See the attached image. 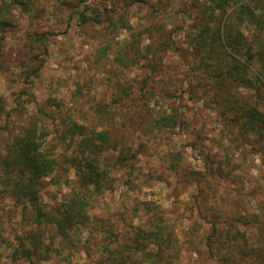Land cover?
<instances>
[{
  "label": "rangeland",
  "instance_id": "rangeland-1",
  "mask_svg": "<svg viewBox=\"0 0 264 264\" xmlns=\"http://www.w3.org/2000/svg\"><path fill=\"white\" fill-rule=\"evenodd\" d=\"M82 1L33 0L24 7L0 0V171L13 139L34 124L57 163L43 181V200L66 198L76 179L67 161L76 151L58 137L65 116L121 139L132 165L116 169L117 153L102 154L100 167L109 165L111 190L90 201L92 233L81 227L57 238L50 259L36 264H106L110 258L100 250L128 249L127 240H134L138 229L158 228L169 236L176 246H165L164 252L178 249L177 240L197 225L209 234L212 223L221 240L238 234L258 241L254 224L236 218L260 212L264 156L253 137L246 138L234 123L225 126L232 116L221 106L229 97L214 93L196 71L192 39L205 0L129 6ZM84 7L87 15L100 14L101 22L80 24ZM230 90L232 103L249 101L264 111V88L231 85ZM56 110L63 117L58 119ZM29 229L0 179V264H12L17 238ZM141 247L133 242L131 248L138 261ZM146 247L155 255L154 247ZM202 251L183 247L170 263L218 264L216 256ZM162 263L157 257L150 264Z\"/></svg>",
  "mask_w": 264,
  "mask_h": 264
},
{
  "label": "trees",
  "instance_id": "trees-1",
  "mask_svg": "<svg viewBox=\"0 0 264 264\" xmlns=\"http://www.w3.org/2000/svg\"><path fill=\"white\" fill-rule=\"evenodd\" d=\"M11 1L24 7L28 1L33 3V0ZM108 1H123L125 6L145 5L148 2ZM85 11L84 7L79 13L80 24L101 22L98 17L100 14L87 15ZM195 20L198 33L192 39V46L198 59L196 71L202 72L203 77L210 81L208 86L214 93L226 92L229 97L223 99L224 105L221 106L226 114L232 116L230 120L224 121L225 126L234 123L246 138L253 137L259 147L257 153L264 156V111L249 101L232 103L230 90L231 85L250 91L264 88V0H205L204 4L198 6ZM263 96L264 93L260 95L261 99ZM54 111L51 110L52 115ZM61 113L56 110L58 119ZM64 118L67 120L61 125L62 131L58 137L60 140L68 139L76 151V155H71L67 161L76 179L66 198L61 201L50 199L49 203L43 200V181L54 172L57 163L49 149L45 150L44 135L38 134L39 130L34 124H30L22 135L13 139L4 169L0 171V179L5 181L8 195L20 207L22 219L30 227L28 235L17 238L18 244L9 255L12 264L47 262L54 252L53 244L57 238L65 239L72 233L75 235L74 232L81 227L89 228L92 233L94 227L89 215L90 201L111 186L110 179L105 176L109 165L100 167L99 158L103 153H117L116 169L127 167L130 170L132 166L126 160V149L121 139L113 138L107 129L96 130L92 125H83L67 116ZM259 211L236 218L240 224H254L258 241L238 234H225L221 240L219 233H216V223H212L211 232L206 235L199 230V225L190 229L182 241L177 240L178 249L170 252L163 251L165 246L176 245L169 236L161 235L159 229L154 228L138 229L134 240H127L128 249H111L105 245L100 253L109 256L106 264H150L157 257L162 258V264H171L177 260L179 250L184 247L201 254L205 250L211 256H216L218 264H264V201L259 204ZM133 242L142 244L139 248L144 249L141 261L133 257L136 254L131 252ZM147 244L154 247L155 255L153 251L147 250ZM63 256L66 259V255ZM167 258L172 260L165 261Z\"/></svg>",
  "mask_w": 264,
  "mask_h": 264
}]
</instances>
